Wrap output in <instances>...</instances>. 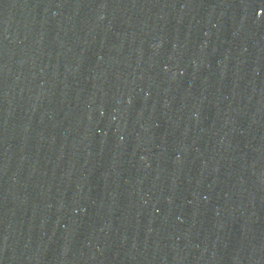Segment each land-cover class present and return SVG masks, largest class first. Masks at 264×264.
Wrapping results in <instances>:
<instances>
[{
  "label": "water",
  "instance_id": "obj_1",
  "mask_svg": "<svg viewBox=\"0 0 264 264\" xmlns=\"http://www.w3.org/2000/svg\"><path fill=\"white\" fill-rule=\"evenodd\" d=\"M0 264H264V0H0Z\"/></svg>",
  "mask_w": 264,
  "mask_h": 264
}]
</instances>
